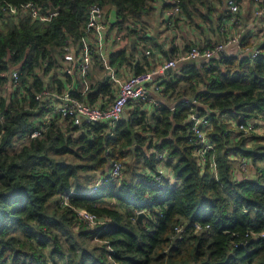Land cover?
<instances>
[{
  "label": "trees",
  "instance_id": "obj_1",
  "mask_svg": "<svg viewBox=\"0 0 264 264\" xmlns=\"http://www.w3.org/2000/svg\"><path fill=\"white\" fill-rule=\"evenodd\" d=\"M28 1L42 12L50 6L57 12L49 20L32 19L19 5ZM155 1L0 0V6L20 7L16 16L0 10V264H264V134L255 133L264 124V39L255 55L178 63L161 80L163 94L174 102L154 105L149 116L135 105L113 126L74 125L60 116L41 125L45 109L35 93L47 87L46 76L62 83L56 70L69 44L85 35L89 6L113 15V24L125 28L122 40L130 38L131 51L139 45V23ZM211 1L174 3L196 23L209 17ZM240 44L253 46L242 38ZM130 56L125 49L109 55L115 64ZM14 69L18 84L8 91ZM134 70L144 69L135 64ZM98 91L107 93L110 86L96 80L85 93L90 102ZM185 97L210 122L213 147L203 161L195 153ZM251 120L248 132L239 128ZM35 128L43 129L39 136L16 144ZM237 156L248 159V172L237 167ZM113 160L122 163L118 179L95 191H88L92 180L83 188L82 173L106 172ZM160 161L170 166L177 185L165 183V173L159 185L153 180ZM68 191L69 203L62 205ZM79 207L102 223L84 224L75 211ZM141 210L147 217L139 222ZM179 225L184 229L177 232Z\"/></svg>",
  "mask_w": 264,
  "mask_h": 264
},
{
  "label": "built area",
  "instance_id": "obj_2",
  "mask_svg": "<svg viewBox=\"0 0 264 264\" xmlns=\"http://www.w3.org/2000/svg\"><path fill=\"white\" fill-rule=\"evenodd\" d=\"M227 6V9L232 13V16H236L239 10V2L236 0H223ZM167 2L172 3L168 10L165 12L164 25H163V36L168 37L169 31L172 27V23L175 21L174 16L179 15L181 10L180 7L174 3V0H167ZM252 2V14L254 17L259 18L263 21V25L259 31V37L264 39V0H251ZM20 7L27 9L30 17L32 19H38L41 21L49 20L52 15L56 13L50 12L47 9L46 12H42L41 7L32 3L31 1L19 4ZM19 5L6 3L5 6H0V10H6L10 14L15 15L19 10ZM114 17L105 15V9L97 4H92L89 6L88 18L85 23V35L81 37L78 42L70 43L66 51L62 55L61 59V69L58 72L65 77H70L74 79L79 78L81 83L84 85V89H87L88 82L85 78L88 67L90 55L95 49L91 46V40L88 38L95 28L103 27L108 24L113 27L114 31L118 36L121 34L118 32L119 29L113 24ZM113 25V26H112ZM117 36V35H116ZM237 41L241 53L247 55H255L258 53V48L255 46H241L240 38L237 35H230L223 38L222 41H217L212 45L208 46H198L192 45L188 49L178 53L175 57H166L162 63H159L155 69H145L141 71L129 72L125 74L124 78L119 80L118 87L115 90L112 100L104 105L96 104L86 100L83 97L77 96L72 91V86H67L61 91L51 90L48 92L45 88L39 92L35 93V99L41 104V107L45 109L40 115L39 120L41 125H44L54 116H60L68 119L74 125H80L83 122L94 123L97 121H104L113 126L122 118V113L129 102L139 101L147 98V84H153L155 90L161 91V80L156 79L157 73L162 72L164 69L171 68L174 70L178 63L186 60L197 59V58H207L211 56L215 51L221 50L226 44L230 42ZM139 46V45H138ZM138 48V47H137ZM150 50H144L145 54H149ZM111 74V72H110ZM9 84L14 87L18 84V73L14 69L10 72ZM85 94V93H84ZM82 94V95H84ZM183 104L187 106V122L190 124V129L195 135V141L197 147L195 150L196 155L199 159L203 161L208 153L213 147V143L207 137V130L210 129V122L206 116H202L193 106V99L187 97L183 98ZM157 104L156 101L153 105ZM2 119H0L1 123ZM241 129L246 132L253 128L252 120L248 122L247 125H240ZM42 128H35L29 134H26L16 141L17 145H21L26 142L29 138L39 136L42 132ZM237 167L244 172H248L250 164L247 158L235 157ZM159 163L154 171L151 172L153 180L159 185L160 178L164 174L163 168ZM209 164L214 167V161L209 154ZM122 163L118 160H113L106 172L97 173L95 178L90 182L88 191H95L101 185L106 184L112 180H116L120 177ZM72 191H68L63 194L60 199L62 205H67L69 203V196ZM78 217L87 226L94 227L98 223H102L101 218L97 216L94 212L89 211L83 207L75 208ZM138 212V211H137ZM193 227L195 230L201 228L199 222H193ZM184 227L182 225L176 226L175 230L177 232L182 231ZM248 233H246L247 235ZM249 235L253 237L262 236V232H249ZM48 264H59L48 263Z\"/></svg>",
  "mask_w": 264,
  "mask_h": 264
},
{
  "label": "crops",
  "instance_id": "obj_3",
  "mask_svg": "<svg viewBox=\"0 0 264 264\" xmlns=\"http://www.w3.org/2000/svg\"><path fill=\"white\" fill-rule=\"evenodd\" d=\"M236 1L239 2V10L236 16H232L226 4L220 3V0H212L213 9L211 14L206 20L197 19V24L191 22L187 15L180 12L179 15L174 16L175 21L172 23L168 37H164L162 33L163 21L166 16L165 12L169 8L164 7L162 0H157L155 1L153 10L143 17L144 22L139 23V46L131 51L128 48L130 38L126 37L125 42L122 40L125 28L118 31L121 37L118 36L116 33L117 31H114L113 27L108 24L100 28H95L88 37L95 51L93 50V53L90 55L89 67L85 76L88 82L87 89L83 91L84 85L79 78L75 77L72 79L60 73L56 75V77L60 79L62 83L53 81L50 76H46L44 82H46L47 87H45V89L48 92L54 89L61 91L71 85L73 88L72 91L77 96L88 100L87 95L84 93L89 90L93 91V84L96 80L105 81L110 86V91L107 93L105 91H98L92 101L93 103L104 105L103 103L108 104L112 100L115 90L118 87L119 80L124 78L125 74L135 72V64L142 66L144 70L155 69L166 57H175L178 53L188 49V47L192 45H212L217 41H222L223 38L230 35H237L240 39L247 40L253 46L257 47L258 43L262 40L259 37V31L263 25V21L253 16V5L251 0ZM50 7L48 9H50ZM143 34L149 36V38H143ZM132 36L133 35L130 34V37ZM157 43H159L160 46L157 45ZM120 49H125L126 52L131 53L128 61H123L120 64L111 63L109 55ZM146 49L150 50L149 54L144 53ZM136 61L138 62L134 63ZM170 72L158 74L155 80L167 77ZM6 86L8 91L15 89L10 86L9 82ZM154 101L157 102L158 106L160 103L170 106L174 102L168 98L167 95L163 94L162 89L161 91L155 90L153 84L148 83L147 98L130 102V104L126 105L123 113H126V116L127 114L129 115L135 108V105H137L139 112H144L146 116H149L154 111ZM157 104H155V106ZM123 113L122 118H124ZM159 163H161L160 166L165 173V183L169 186L177 185L179 180L172 175L170 166L164 161H160ZM94 175L95 172L92 173V178ZM236 175H239L238 170L236 171Z\"/></svg>",
  "mask_w": 264,
  "mask_h": 264
},
{
  "label": "water",
  "instance_id": "obj_4",
  "mask_svg": "<svg viewBox=\"0 0 264 264\" xmlns=\"http://www.w3.org/2000/svg\"><path fill=\"white\" fill-rule=\"evenodd\" d=\"M56 11L57 12V8L51 6L50 7V12H54ZM157 45L160 46L159 43H157ZM238 54H242L241 53V50L239 49V45H238V42L237 41H234V42H230L228 44H226L221 50L219 51H215L211 56L207 57V58H204L203 60L204 61H209L211 59H217V58H220L222 56H227V55H238ZM171 71V68H167V69H164L162 72H159L157 74H160V73H167V72H170ZM123 117L126 118V113H123ZM147 215L144 211H138L137 214H136V220L139 221V222H142L144 218H146Z\"/></svg>",
  "mask_w": 264,
  "mask_h": 264
},
{
  "label": "rangeland",
  "instance_id": "obj_5",
  "mask_svg": "<svg viewBox=\"0 0 264 264\" xmlns=\"http://www.w3.org/2000/svg\"><path fill=\"white\" fill-rule=\"evenodd\" d=\"M57 73H59L58 71L59 70H56ZM0 92H3V90L1 89L0 87ZM259 123H262V121H258ZM256 128V127H255ZM254 128V129H255ZM260 133V134H264V124H262L261 126H258L257 129L255 130V133ZM124 162V161H123ZM124 173H122V177H123ZM96 175L93 176L92 178V173L91 172H88V173H82L80 175V179L83 183V188H85V186L91 181V178L92 180L95 178ZM72 181H74V178L71 179ZM88 182V183H87ZM50 202L54 201V197L53 198H50ZM96 241H99V240H94V242Z\"/></svg>",
  "mask_w": 264,
  "mask_h": 264
}]
</instances>
